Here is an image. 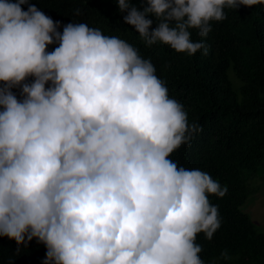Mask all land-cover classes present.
Instances as JSON below:
<instances>
[{"label":"clouds","instance_id":"1","mask_svg":"<svg viewBox=\"0 0 264 264\" xmlns=\"http://www.w3.org/2000/svg\"><path fill=\"white\" fill-rule=\"evenodd\" d=\"M115 3L145 46L206 56L192 31L207 37L226 8L264 0ZM60 27L29 0H0V237L17 253L42 243L43 264H204L197 235L220 228L209 196L227 187L169 158L202 126L134 46Z\"/></svg>","mask_w":264,"mask_h":264},{"label":"trees","instance_id":"2","mask_svg":"<svg viewBox=\"0 0 264 264\" xmlns=\"http://www.w3.org/2000/svg\"><path fill=\"white\" fill-rule=\"evenodd\" d=\"M29 2L59 21L61 32L69 23H85L125 40L151 60L170 98L183 105L189 123L203 128L190 145H182L169 158L178 166L207 172L227 187L222 198L209 196L219 210L221 226L211 240L197 235L200 258L204 264H264V231L243 209L259 191L254 181L264 180V5L226 8V19L211 22L207 37L192 31V40H202L209 53L189 56L163 44L145 46L134 28L124 23L126 13L119 11L115 0ZM132 3L142 9L140 0ZM22 8L26 11L28 5ZM148 18L155 28V17ZM57 46L49 45L47 51ZM13 92L21 98L19 89ZM16 250L14 240L0 237V264H43L46 248L37 240L19 253ZM224 251L230 259L221 258Z\"/></svg>","mask_w":264,"mask_h":264},{"label":"rangeland","instance_id":"3","mask_svg":"<svg viewBox=\"0 0 264 264\" xmlns=\"http://www.w3.org/2000/svg\"><path fill=\"white\" fill-rule=\"evenodd\" d=\"M254 185L259 186V191L249 197L243 209L248 212L252 219L264 231V180L258 178Z\"/></svg>","mask_w":264,"mask_h":264}]
</instances>
